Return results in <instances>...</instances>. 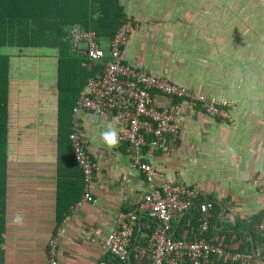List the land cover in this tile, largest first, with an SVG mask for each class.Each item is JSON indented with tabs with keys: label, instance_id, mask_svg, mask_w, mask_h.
<instances>
[{
	"label": "crops",
	"instance_id": "1",
	"mask_svg": "<svg viewBox=\"0 0 264 264\" xmlns=\"http://www.w3.org/2000/svg\"><path fill=\"white\" fill-rule=\"evenodd\" d=\"M80 1L85 0H0V56L10 59V78L40 81L39 98L44 105H58L60 50L17 45L31 37L57 41L60 29L72 27L81 10ZM120 3L138 22L123 51L127 63L194 93L233 104L234 122L228 124L182 102L177 147L172 153L144 148L140 158L167 177L197 185L205 201L212 198L224 203L220 213L224 220L249 221L264 210V86L256 82L264 68V49L260 44L255 48L250 41L264 36L248 30L255 24L264 31V18L256 11L264 10V0ZM32 25L38 27L36 32L30 29ZM245 27L248 32H241ZM48 29L52 35L47 34ZM244 58L245 66L241 63ZM243 67L257 73L250 82L239 83ZM20 85L12 84L8 99L9 118L18 123L34 103ZM167 101L158 96L157 102ZM45 109L49 121L53 111ZM78 114L89 152L98 165L92 185L96 202L77 206L83 195L71 204L77 194L68 195L71 184L65 183L62 201L69 213L57 227L58 163L43 159L10 164L5 264H48L49 241L54 237L59 239L60 264H117L104 251V239L119 227L120 212L143 200L148 185L134 150L125 143L108 149L101 142V131L117 117L93 111ZM116 126L123 131L120 121ZM51 129L52 125L41 127L40 133ZM68 172L69 167H63V174ZM17 215L24 217L23 223L15 222ZM254 264L264 261L259 257Z\"/></svg>",
	"mask_w": 264,
	"mask_h": 264
},
{
	"label": "built area",
	"instance_id": "2",
	"mask_svg": "<svg viewBox=\"0 0 264 264\" xmlns=\"http://www.w3.org/2000/svg\"><path fill=\"white\" fill-rule=\"evenodd\" d=\"M135 28L129 22L119 29L110 45L113 59L109 62H105V51L98 43L94 31H86L81 25H75L71 30L74 50L106 66L104 76L89 81V94H83L74 109L76 116L70 140L86 182L84 198L77 206L84 201L96 202L92 185L98 171V165L89 152L90 143L84 135L78 113L93 111L112 114L123 128L120 143L127 144L136 152V164L146 177L148 190L134 209L120 212L119 227L106 236L104 251L122 262L131 261L133 256L139 264H254L257 260L254 253L227 249L206 238L188 240L174 237L175 222H180L196 206L202 192L197 185H189L181 178L167 177L153 163H144L140 155L150 137V149L163 153L174 151L181 131L183 109L181 104H174L173 99L190 98L200 102L209 116L223 121L230 119L233 104L229 100L217 101L194 93L167 78L124 64L123 49ZM158 96L168 101L157 102ZM145 215L154 217L159 226L147 246L135 251L138 242H134L136 228L142 224ZM200 221L202 232L209 231V215L205 214ZM261 228L264 229V221ZM58 244V237L49 241L48 264H60ZM100 264H106V261Z\"/></svg>",
	"mask_w": 264,
	"mask_h": 264
},
{
	"label": "trees",
	"instance_id": "3",
	"mask_svg": "<svg viewBox=\"0 0 264 264\" xmlns=\"http://www.w3.org/2000/svg\"><path fill=\"white\" fill-rule=\"evenodd\" d=\"M80 8V13L76 20L72 22L70 30L60 29L57 41H41L39 38L31 37L24 44L20 41L19 45H17L20 47L46 46L48 48H59L61 56L57 61L59 73L58 105L55 103L53 105H44L41 103L39 98L40 81L10 78V59L9 57L0 56V264H5L4 245L6 243L5 234L10 164L43 159L48 162L58 163L57 180L59 184V195L57 200V227L61 225L66 214L69 213V207L67 206L64 209L66 204L62 201V196L64 197V194L66 195L64 193L65 183L71 184L70 192L67 191L68 195L73 192L77 194V197L73 201H70L73 205L81 200V197L86 191L85 177L76 159L70 134L74 130L73 121L76 116L74 109L80 97L83 94H89V81L92 78L104 76L106 66L104 63H97L85 55L78 54L74 50L71 30L75 26V23H80L78 25H81L84 30L94 31L97 34L98 43L105 51V62H109L113 59L112 53L110 52V45L119 29L129 22L137 27L138 22L135 16H131L125 12V8L121 5L120 0H85L80 1ZM30 29L32 32H36L38 27L32 25ZM47 34L52 35L51 29L47 30ZM2 44L0 43V46ZM123 63L130 65L124 59ZM14 83L21 84V88L27 91L32 99V103L34 102L36 104L35 107H33V103L32 106L26 108L29 109V112L25 113V119L21 120L20 123L18 121L14 122L9 118L8 99L12 84ZM182 102L189 103L195 110L209 116L200 102L190 98L173 99L174 104H182ZM45 108L53 111V117L49 121H47L48 116L45 113ZM32 109L35 112L31 111ZM232 114L234 115L233 111L230 113V119L226 121H223L221 118L209 117L229 124L234 122ZM47 125H49V128L52 125L50 133H40L41 127ZM151 140L152 137L149 138L148 145L144 149L145 151L150 149ZM178 141L179 137L175 143V148L178 145ZM66 166L69 167V172L64 175L63 167ZM159 170L161 171L160 168ZM205 200L201 196L196 206L186 213L180 222H175L174 237L176 239L188 240L206 238L223 245L227 249L243 253H254L256 257H260L264 261V229L261 228L264 221V210L256 213L249 221L224 220L225 216H220V213L225 204L220 201H215L212 198L208 199L209 201ZM132 209L134 208L123 211ZM205 214L209 215L210 227L209 231L203 233L202 222L200 220ZM158 226V221L154 217L148 215L143 216L142 224H139L136 228L134 242L137 240L138 242L135 251L142 246H147L148 240ZM139 232H141L140 237L138 236ZM110 257L117 264H139L133 256L131 261L126 262L119 261L113 256Z\"/></svg>",
	"mask_w": 264,
	"mask_h": 264
},
{
	"label": "rangeland",
	"instance_id": "4",
	"mask_svg": "<svg viewBox=\"0 0 264 264\" xmlns=\"http://www.w3.org/2000/svg\"><path fill=\"white\" fill-rule=\"evenodd\" d=\"M256 11L258 12L259 16H262L264 18V10L263 9L256 10ZM248 30H249V33H251L255 36H257L259 34L260 35L263 34V36H264V31L260 30V27H256L255 24L253 26H250ZM248 30H247V27H245L241 32H248ZM241 40H243V39H241ZM250 41L253 42V45L255 48L258 47V45L260 44L262 49H264V39L263 38H256L255 40L250 39ZM244 56H247V55H244ZM241 63L244 64L243 66L248 64V62L246 61V58H244V60L241 59ZM262 67H264V65H262ZM263 70H264V68H262V70H259V72L261 71V74H259V76L256 77L257 84H259L261 86H264V76H263L264 71ZM254 75H257V73H254V71H250L248 68L243 67L241 69V74L239 77V83L250 82V80H251L250 77L254 76ZM247 78H249V79H247Z\"/></svg>",
	"mask_w": 264,
	"mask_h": 264
},
{
	"label": "clouds",
	"instance_id": "5",
	"mask_svg": "<svg viewBox=\"0 0 264 264\" xmlns=\"http://www.w3.org/2000/svg\"><path fill=\"white\" fill-rule=\"evenodd\" d=\"M118 122H119L118 118H114V122L110 123L100 133L101 142L108 149H116L120 144V139H121L120 130L116 126L118 124ZM23 221H24V217L22 215H17L15 217L16 223H23ZM139 234L141 235L140 232H139ZM257 259H258V257H257Z\"/></svg>",
	"mask_w": 264,
	"mask_h": 264
},
{
	"label": "water",
	"instance_id": "6",
	"mask_svg": "<svg viewBox=\"0 0 264 264\" xmlns=\"http://www.w3.org/2000/svg\"><path fill=\"white\" fill-rule=\"evenodd\" d=\"M139 236H140V234H139Z\"/></svg>",
	"mask_w": 264,
	"mask_h": 264
}]
</instances>
